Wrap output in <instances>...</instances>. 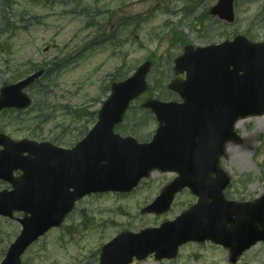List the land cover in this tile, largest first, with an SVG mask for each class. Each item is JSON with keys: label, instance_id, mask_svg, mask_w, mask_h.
Returning <instances> with one entry per match:
<instances>
[{"label": "rangeland", "instance_id": "obj_1", "mask_svg": "<svg viewBox=\"0 0 264 264\" xmlns=\"http://www.w3.org/2000/svg\"><path fill=\"white\" fill-rule=\"evenodd\" d=\"M9 1L0 13L4 12L14 30L4 36L7 47L11 49L0 54V60L10 61L12 71L5 73L8 70L0 66V87L17 81L13 71L18 67L29 71L31 64H60L59 73L42 76L37 89L27 90V93H35V104L45 100L50 107H86L87 113L96 114L108 99L109 93L102 95L103 88L110 87L107 76L121 66L122 70L125 68V73L133 75L140 64L154 61L148 76L150 90L144 94L143 101L149 98L170 101L175 98L163 94L174 77V59L182 54L185 46L218 44L236 35L264 42V0H236V22L231 27L219 23L216 18H208L210 8L218 0H100V8L117 10L111 18L100 17V23L110 20L108 30H117L118 22L128 25L116 46L111 43L91 46L90 33L83 29L88 20L79 14L81 9L73 7L70 1ZM94 1L84 0V3L92 7ZM34 16L40 17V23L28 26V20ZM1 19L0 16V23ZM155 34H160L163 40H154ZM141 104L139 100L133 105L127 123L142 121L144 125L140 134L144 137H137L128 131L131 124L127 123L119 128V133L147 142L157 128V122L152 115L139 109ZM27 116L29 113L25 118ZM49 116L52 122L41 129L44 139L29 136L28 131L12 135V138L60 139L59 146L71 149L97 122L95 116L90 121L79 117L70 129L64 130L59 125L65 118L63 112L54 114L50 110ZM32 117L33 114H30ZM146 118L149 119L147 125ZM4 120L8 123V118H4L2 125ZM32 124L22 122L21 126L28 130ZM6 131L7 134L14 133L10 129ZM237 131L240 139L228 145L227 155L221 160L222 168L231 178L225 195L229 201L251 202L264 195V114L246 118ZM173 178V175L157 172L129 196L100 195L83 199L64 228L52 230L28 249L23 263L99 264V250L119 233L160 226L193 205L194 199L186 191L176 198L170 214H141L143 207L150 204ZM21 230L22 226L17 221L0 218V263ZM230 256L228 248L213 243L189 244L180 249L178 258L174 260L158 261L150 257L133 264H264V241L245 252L236 263H231Z\"/></svg>", "mask_w": 264, "mask_h": 264}, {"label": "water", "instance_id": "obj_2", "mask_svg": "<svg viewBox=\"0 0 264 264\" xmlns=\"http://www.w3.org/2000/svg\"><path fill=\"white\" fill-rule=\"evenodd\" d=\"M232 2L220 0L212 14L232 21ZM149 68L150 63H146L134 77L113 86L110 99L100 111L98 125L69 152L70 163L62 173L66 176L71 171L73 181L83 187L80 188L83 195L93 191H130L147 169H171L178 171L181 178L177 185L163 192L154 207L161 208L159 212L167 210L174 195L184 186H189L200 200L190 213L162 229L119 236L103 249L101 264H130L135 257L143 260L152 253L158 259H171L177 256L181 245L206 239L229 247L235 262L244 251L264 240V197L245 204L226 202L223 192L229 180L218 164L226 143L238 140L235 125L239 119L264 114V44L237 39L197 50L188 47L185 55L176 61L175 69L177 74L185 72L187 80L175 81L170 86L185 103H146L145 108L152 110L160 126L151 144L138 145L131 139L115 136L113 130L122 121L131 101L145 91ZM41 74L4 88L0 112L4 108L27 107L29 101L22 91ZM6 143L8 140L0 137V145ZM6 154H0L1 169H5L4 161L10 162ZM98 162H108L111 166L106 170L99 168L98 172L94 167ZM212 174L217 175L215 180L211 179ZM70 194L73 201L76 192ZM16 198L0 193V215L8 210L10 200ZM206 200L208 203L203 205ZM62 212L64 208L48 217L41 210V214L35 213L34 223L43 224L45 220L58 225ZM33 233L32 227L18 239L3 264H21L20 257L33 240L30 239Z\"/></svg>", "mask_w": 264, "mask_h": 264}, {"label": "trees", "instance_id": "obj_3", "mask_svg": "<svg viewBox=\"0 0 264 264\" xmlns=\"http://www.w3.org/2000/svg\"><path fill=\"white\" fill-rule=\"evenodd\" d=\"M76 1H78V0H76ZM80 3H79V5H81L82 6V4H81V1H79ZM4 27H6V25L4 26ZM2 51V50H1ZM0 51V52H1ZM35 69H39L37 66H33ZM19 71H20V69L16 72V74L17 75H19V76H17V77H20L21 76V74L19 73ZM126 77H127V75H123V70L120 72H118V73H116L115 75H113L112 76V78L110 79V82H117V81H121V80H124V79H126ZM106 88H108V87H106ZM45 106V105H44ZM40 107V109H41V105L39 106ZM85 109V108H84ZM63 110H64V112L67 114V115H69V113L70 114H76V115H78L79 117H85V116H90V118H92V116H93V113H87L86 112V109L85 110H83V109H75V110H73V109H69V107H66V108H63ZM34 111H36V109L34 110ZM38 112H40V111H38ZM41 114V113H40ZM70 116V115H69ZM86 118H89V117H86Z\"/></svg>", "mask_w": 264, "mask_h": 264}, {"label": "bare ground", "instance_id": "obj_4", "mask_svg": "<svg viewBox=\"0 0 264 264\" xmlns=\"http://www.w3.org/2000/svg\"><path fill=\"white\" fill-rule=\"evenodd\" d=\"M244 121H245V120H241V121L238 122V124H237V126H236V129H237V130L241 128V126L243 125ZM260 129L262 130V128H260Z\"/></svg>", "mask_w": 264, "mask_h": 264}]
</instances>
